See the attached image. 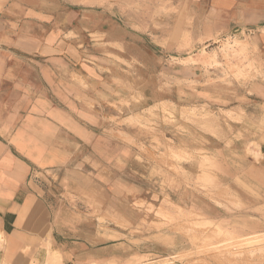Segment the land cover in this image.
Masks as SVG:
<instances>
[{
  "label": "crops",
  "instance_id": "obj_1",
  "mask_svg": "<svg viewBox=\"0 0 264 264\" xmlns=\"http://www.w3.org/2000/svg\"><path fill=\"white\" fill-rule=\"evenodd\" d=\"M221 40L246 79L171 60ZM206 173L263 193L264 0H0V264L188 252L168 221L222 220Z\"/></svg>",
  "mask_w": 264,
  "mask_h": 264
},
{
  "label": "rangeland",
  "instance_id": "obj_2",
  "mask_svg": "<svg viewBox=\"0 0 264 264\" xmlns=\"http://www.w3.org/2000/svg\"><path fill=\"white\" fill-rule=\"evenodd\" d=\"M238 43L241 42L230 43L221 40L201 45L195 50H200V55L206 58L204 63L202 62L204 60L198 62L189 57L193 51L188 49L189 42H186L188 47H182L178 52V59L171 60L180 70L188 69L190 65L204 68L207 66L211 70L213 80L233 78L239 81L240 77L247 78L242 76L239 68H252L256 57L248 51L250 47L247 43H243L244 45L239 48L235 47ZM214 53L216 55L213 57ZM186 58L188 59L185 60ZM181 90L185 93L181 96L182 102H188L190 88L182 85ZM181 115L183 116L182 113ZM249 152L256 156L254 151ZM174 157L178 160L183 159L182 155L177 153H174ZM208 161L210 160L204 159V162ZM212 178L213 174L206 173L203 181H208L206 185L202 184L201 188L208 195L218 194L221 197L214 214L219 215L222 220H208L195 213L189 215L179 213L181 216L176 221H168L167 229L174 235L179 234L181 249L190 251L180 252L169 258H155L156 260L149 262L147 261L150 259L143 257L138 262L127 264H264V189L263 193H259L254 187L248 189L245 186L244 189L242 183H237L235 187L228 185L222 187L214 184ZM157 216L171 218L163 209L157 212ZM110 264L118 263L112 261Z\"/></svg>",
  "mask_w": 264,
  "mask_h": 264
},
{
  "label": "bare ground",
  "instance_id": "obj_3",
  "mask_svg": "<svg viewBox=\"0 0 264 264\" xmlns=\"http://www.w3.org/2000/svg\"><path fill=\"white\" fill-rule=\"evenodd\" d=\"M224 49H225V48H223L222 50L224 51ZM48 264H50V263H48Z\"/></svg>",
  "mask_w": 264,
  "mask_h": 264
}]
</instances>
